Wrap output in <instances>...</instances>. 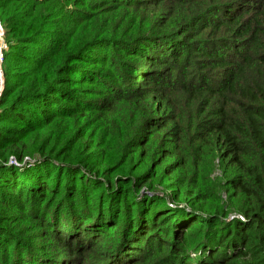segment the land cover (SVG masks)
<instances>
[{"label": "trees", "instance_id": "1", "mask_svg": "<svg viewBox=\"0 0 264 264\" xmlns=\"http://www.w3.org/2000/svg\"><path fill=\"white\" fill-rule=\"evenodd\" d=\"M0 20V264H264V0H0ZM96 112L127 123L103 138Z\"/></svg>", "mask_w": 264, "mask_h": 264}, {"label": "rangeland", "instance_id": "2", "mask_svg": "<svg viewBox=\"0 0 264 264\" xmlns=\"http://www.w3.org/2000/svg\"><path fill=\"white\" fill-rule=\"evenodd\" d=\"M74 78V77H71ZM98 120H104L107 123H113L112 126H108L106 128H100L98 127V125H93L92 129H96L98 130V132L100 133L101 137L106 138L108 137L111 133L114 132V130H120L122 131L123 128L126 125V119L119 117L117 119H114L112 117V113H103V112H96V114L94 113L91 117V122L92 123H96ZM132 127L131 125L129 126V132H131ZM128 132V133H129ZM209 182H208V187H212V191L214 193V197L212 198V201H217L220 204L224 205L226 202H228L227 200V193L224 191V189L221 190V188L219 187V182H221L223 180V176H222V172L219 169L218 166V162L216 161V167L215 169L209 171ZM220 190V191H219Z\"/></svg>", "mask_w": 264, "mask_h": 264}, {"label": "built area", "instance_id": "3", "mask_svg": "<svg viewBox=\"0 0 264 264\" xmlns=\"http://www.w3.org/2000/svg\"><path fill=\"white\" fill-rule=\"evenodd\" d=\"M8 44L6 41V30L0 20V97L5 87V74L3 64L5 60L4 52L7 50Z\"/></svg>", "mask_w": 264, "mask_h": 264}]
</instances>
